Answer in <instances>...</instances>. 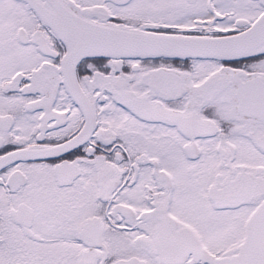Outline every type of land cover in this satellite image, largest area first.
<instances>
[{"label":"snow or ice","instance_id":"1","mask_svg":"<svg viewBox=\"0 0 264 264\" xmlns=\"http://www.w3.org/2000/svg\"><path fill=\"white\" fill-rule=\"evenodd\" d=\"M0 264H264V0H0Z\"/></svg>","mask_w":264,"mask_h":264}]
</instances>
